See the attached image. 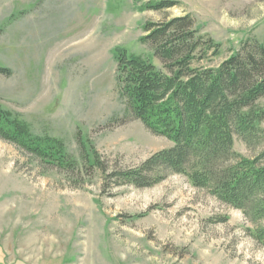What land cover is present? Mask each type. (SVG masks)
I'll list each match as a JSON object with an SVG mask.
<instances>
[{
    "label": "rangeland",
    "instance_id": "rangeland-1",
    "mask_svg": "<svg viewBox=\"0 0 264 264\" xmlns=\"http://www.w3.org/2000/svg\"><path fill=\"white\" fill-rule=\"evenodd\" d=\"M155 1L0 0V106L62 140L76 162H47L0 138V264H264L242 210L186 176L126 183L173 142L129 112L113 57L116 46L148 55L147 23L189 16L197 37L222 44L197 64L218 65L264 43V0L145 10ZM234 149L257 158L264 138L235 134ZM47 236L59 251L28 252Z\"/></svg>",
    "mask_w": 264,
    "mask_h": 264
},
{
    "label": "trees",
    "instance_id": "trees-1",
    "mask_svg": "<svg viewBox=\"0 0 264 264\" xmlns=\"http://www.w3.org/2000/svg\"><path fill=\"white\" fill-rule=\"evenodd\" d=\"M175 4L157 0L144 8L163 10ZM191 27L189 16L147 23L140 42L151 53L113 49L129 112L152 133L173 142L123 178L127 184L148 186L149 179L159 181L165 173L182 174L195 187L242 210L254 226L251 236L264 248V151L250 159L234 149L235 134L248 143L264 138V43L218 65L200 66L211 49L213 57L220 56L222 44L197 37L199 31ZM0 138L47 162L76 164L62 140L35 134L29 123L1 106Z\"/></svg>",
    "mask_w": 264,
    "mask_h": 264
},
{
    "label": "bare ground",
    "instance_id": "bare-ground-1",
    "mask_svg": "<svg viewBox=\"0 0 264 264\" xmlns=\"http://www.w3.org/2000/svg\"><path fill=\"white\" fill-rule=\"evenodd\" d=\"M56 244L57 243L55 242V240L50 236L42 238L41 240H39V238H36V239L33 238L31 240V243H29L27 250H29L28 251L29 253L32 252L34 254V256H36V255L40 254L42 251H46V250L49 252L59 251V246H57ZM36 248H37L38 252L36 250H34Z\"/></svg>",
    "mask_w": 264,
    "mask_h": 264
}]
</instances>
